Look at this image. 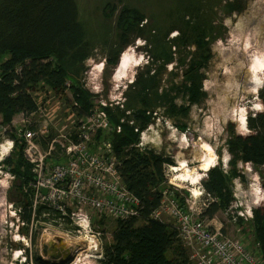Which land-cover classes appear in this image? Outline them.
<instances>
[{"label": "trees", "instance_id": "trees-1", "mask_svg": "<svg viewBox=\"0 0 264 264\" xmlns=\"http://www.w3.org/2000/svg\"><path fill=\"white\" fill-rule=\"evenodd\" d=\"M234 9L230 6L229 10ZM110 12L114 13L115 8L111 7ZM145 19L146 16L136 8L119 10L116 25L121 50L136 38L146 40L142 35ZM178 30L179 38L174 45L178 44V49L185 50L184 59L178 61L184 65L183 81L180 87L173 86L183 91L190 107L204 99V69L211 58V51L205 35L195 31L191 25ZM150 50L155 59H164L162 45L152 44ZM119 54L120 51L116 50L107 55L105 71L116 66ZM90 58V43L76 0H0V126L8 127L7 136L14 140V148L3 163L18 180L19 194L20 190L24 191L18 201L22 208L21 218L26 224L32 222V201L31 193L25 189L29 187L33 174L24 157V141L13 125L14 118L21 114L28 119L37 114L40 105L34 94L45 87L60 96L69 91L72 108L79 118L91 114L96 104L93 94L83 84ZM168 62L163 60V65ZM153 78L139 77L130 85L137 89L135 105L131 100L128 103L127 98L122 106L105 107L112 130H99L96 134L98 143L104 140L111 143L121 161L118 169L122 181L141 203L139 217L117 221L112 241L103 249L101 264H191L190 254L177 228L152 217L160 206V189L166 181L163 165H173V160L151 148L141 151L137 146L141 133L153 122L149 114L154 111L153 105L180 112L175 110L177 97H171L167 90L159 93V86L154 90ZM127 96H130L129 92ZM259 97L264 106V88ZM187 109L182 108V111ZM29 127L37 128L34 124ZM118 127L120 131H117ZM247 127V134H235L227 140L231 156L228 167L219 159L210 169L200 173L203 198L209 202L200 215L202 219L213 220L221 209H232L236 201L234 181L239 179L247 183L240 164H251L256 171L259 170L263 189L259 186L258 194L260 202H264V110L249 114ZM180 200L184 202L183 198ZM41 212L40 208L36 218ZM251 223L255 244L264 258V205L252 209ZM37 262L44 263L40 259Z\"/></svg>", "mask_w": 264, "mask_h": 264}, {"label": "rangeland", "instance_id": "rangeland-1", "mask_svg": "<svg viewBox=\"0 0 264 264\" xmlns=\"http://www.w3.org/2000/svg\"><path fill=\"white\" fill-rule=\"evenodd\" d=\"M76 3L91 48V58L87 61V71L83 80L84 86L90 92L98 91L101 99L107 104L106 107L118 104L122 106L126 104L127 98L128 103L131 100L135 105L137 102L134 93L137 89L131 87L132 83L139 77L144 79L154 76L152 79L154 90L159 86V93L167 90L171 97H177L175 110L180 112H172L173 109L165 106L153 105L154 111L149 112L153 122L141 133V137L150 143L148 148L171 158L173 166H177L179 160L186 159L190 166L197 167L199 162L196 161V157L201 154L200 146L204 141L214 148L215 163L220 159L223 165L228 167L231 156L227 149V140L235 134H247L249 132L247 116L264 110L259 97V92L264 88V72L256 74L261 80V88L257 93L252 94L249 89H244L250 81L249 57L247 58L250 49L264 44V0H76ZM230 6L235 9L229 10ZM111 7L115 8L114 13L110 12ZM123 7L136 8L146 16L142 23L145 29L142 35L146 40L136 38L132 44L121 50L122 47L117 42L119 31L116 18ZM239 23L244 25L241 32H238ZM186 25H191L195 31L205 35L211 51V58L204 69V99L190 107L187 96L185 97L183 91L176 87H180L183 81L184 65L178 61L184 59L185 50L178 49V44L175 46L174 43L179 38L178 29ZM256 26L261 27V30L256 31ZM250 35L257 36L256 38L251 36L253 39L251 38L250 47H245L247 37ZM233 40H238V44H232ZM156 43L162 45L164 59H155L151 53L150 47ZM130 47L141 59V63L130 69L127 78L116 81L118 63L113 68L109 67L108 72L105 71L107 55L118 50L119 59H122ZM226 52L230 55L224 56ZM163 60L170 62L164 66ZM127 92L130 94L129 97H126ZM34 95L40 105L39 112L28 119H24L21 114L16 115L13 121L16 129L23 127L30 129V124L38 128L46 123L54 134L62 130L70 132L81 119L72 108L73 101L69 91L60 96L45 87ZM182 108L188 109L182 111ZM242 117L245 119L244 123L239 120ZM184 135L189 142L185 149L181 140H178ZM3 141L4 139L0 138V143ZM239 167H243L246 172L247 183L240 182L239 179L234 181L236 201L232 209L230 211L221 209L213 220H203L210 226H221L228 236L240 239L251 248L255 241L249 211L264 205V202H260L258 194V187L262 188V183L259 170L257 172L251 164H240ZM201 172H198L199 182L194 185L189 183L192 176L188 177L190 180L182 182L179 180L181 172L172 175L182 187L180 198L192 197L191 200H195L197 204L205 201L200 194ZM17 185L16 179L9 184H5L3 180L0 183V264H36L37 259L41 258L38 250L39 240L42 235L47 234L51 218H40L38 222L35 219L33 227L31 222L28 225H20L18 230L15 211L21 206L18 199L24 191L20 190L19 194ZM196 190L199 194H194ZM247 204L251 206L250 209ZM164 220L173 225L170 219ZM116 225L117 220L113 218L96 220L94 228L101 232L96 252L89 253V246L93 245L91 234H83L82 238L76 240H83L84 249H87L89 243L88 253H74L69 261L75 260L77 264H101L98 255L111 243ZM60 245L66 251L69 244L67 241H61ZM48 252L43 250L44 255L48 256L47 261H50L56 250L49 249Z\"/></svg>", "mask_w": 264, "mask_h": 264}, {"label": "built area", "instance_id": "built-area-1", "mask_svg": "<svg viewBox=\"0 0 264 264\" xmlns=\"http://www.w3.org/2000/svg\"><path fill=\"white\" fill-rule=\"evenodd\" d=\"M91 93L95 110L76 123L70 132L62 130L54 134L46 123L36 129H16L24 141V157L33 174L29 187L25 189L31 193L32 227L35 219L38 222L40 218H51L47 234L39 240L38 250L43 264H77L69 258L74 253H88L89 243L84 249L83 240L76 239L82 238L83 234H91V254L100 244L101 232L94 228L96 220L113 218L118 221L141 214L140 200L122 181L118 169L121 161L111 143L96 141L99 130L109 132L112 127L105 110L107 104L98 91ZM7 130L8 127L0 126V138L4 139L0 143V182L3 180L5 184L16 179L3 163L14 148V140L7 136ZM120 130L118 127L117 131ZM149 144L141 137L137 146L145 151ZM163 167L166 181L160 189V206L152 217L164 222L165 218L172 221L183 244L189 249L192 264H264L255 243L250 248L240 239L228 236L221 226L205 223L200 215L208 206L207 199L197 204L191 200L192 197H186L182 202L179 197L182 187L172 177L175 166L164 164ZM200 194L203 195V191ZM40 208L42 212L36 218ZM15 214L19 230L20 225L26 224L21 218L22 208L16 209ZM249 216L252 219V209ZM61 241L69 244L66 251L61 247ZM49 249L56 250V254L47 261L48 256L43 250L49 253ZM102 256L103 251L98 255L99 260Z\"/></svg>", "mask_w": 264, "mask_h": 264}, {"label": "bare ground", "instance_id": "bare-ground-1", "mask_svg": "<svg viewBox=\"0 0 264 264\" xmlns=\"http://www.w3.org/2000/svg\"><path fill=\"white\" fill-rule=\"evenodd\" d=\"M239 24L240 25H238V32H241L242 26H244V25L242 23H239ZM255 30L260 31L261 27L256 26ZM251 36L252 35L247 37L245 47H248V46L250 47L251 38L252 37L256 38L257 35H254L252 37ZM237 42H238V40H236V41L233 40L232 44L236 45V44H238ZM250 50H251V52H250L249 56H247V58L249 57V60H248V63H249L248 67L249 68L248 67L247 68H248V73L250 75V81H249L248 85L244 86V89L246 90V88H247V89H249L250 93L255 94L261 88V80L258 78V76L256 74H260L261 72H264V44H263V46L260 44L256 45L254 48H252ZM228 54H229V52H226L224 54V56H227ZM140 63H141V59L136 56V54L134 53V51L131 47L128 48L127 51L122 56V59H120V63L118 65V68L116 71V81H121V80L127 78L130 69L134 66L139 65ZM239 120L242 123H244L245 119H244V117H242ZM245 127H246V125H245ZM173 132L176 133V131H173ZM147 138H149V137H147ZM178 140H181L182 147L184 149L188 147L189 142L187 141V138L185 135L182 137V139H178ZM200 148H201L202 152H201V154L200 153L198 154V157H196V161L199 162V165H196L197 167L190 166V164L188 163V161L186 159L179 160V164L177 166H175L174 171L176 173L181 172V176L179 178L180 181H182V182L188 181V180H190L188 177L192 176V179L190 180L189 183L192 185L197 184L199 182V175H198L199 173L198 172L207 171L208 169H210L214 165V163H215V159L213 157L214 148L211 145H209L207 142H204V141L202 142ZM251 189H253V188L251 187ZM194 194H199V193L196 190L194 192ZM248 207L251 208L250 205H248Z\"/></svg>", "mask_w": 264, "mask_h": 264}, {"label": "water", "instance_id": "water-1", "mask_svg": "<svg viewBox=\"0 0 264 264\" xmlns=\"http://www.w3.org/2000/svg\"><path fill=\"white\" fill-rule=\"evenodd\" d=\"M119 63H120V59L118 60V65H119ZM117 67H118V66H117ZM43 193L46 194V193H47V190L44 189V190H43Z\"/></svg>", "mask_w": 264, "mask_h": 264}, {"label": "crops", "instance_id": "crops-1", "mask_svg": "<svg viewBox=\"0 0 264 264\" xmlns=\"http://www.w3.org/2000/svg\"><path fill=\"white\" fill-rule=\"evenodd\" d=\"M226 167V166H225ZM245 174H246V172H245ZM247 175V174H246ZM240 181V180H239ZM241 182V181H240ZM242 194V193H241ZM243 195V194H242Z\"/></svg>", "mask_w": 264, "mask_h": 264}, {"label": "flooded vegetation", "instance_id": "flooded-vegetation-1", "mask_svg": "<svg viewBox=\"0 0 264 264\" xmlns=\"http://www.w3.org/2000/svg\"><path fill=\"white\" fill-rule=\"evenodd\" d=\"M236 75H239V74H236Z\"/></svg>", "mask_w": 264, "mask_h": 264}, {"label": "clouds", "instance_id": "clouds-1", "mask_svg": "<svg viewBox=\"0 0 264 264\" xmlns=\"http://www.w3.org/2000/svg\"><path fill=\"white\" fill-rule=\"evenodd\" d=\"M0 183H2V182H0Z\"/></svg>", "mask_w": 264, "mask_h": 264}]
</instances>
